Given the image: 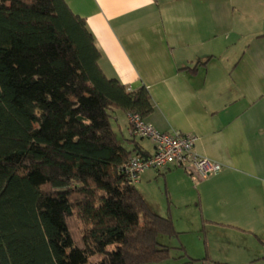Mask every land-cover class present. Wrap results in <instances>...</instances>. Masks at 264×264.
Returning <instances> with one entry per match:
<instances>
[{"label": "trees", "instance_id": "trees-1", "mask_svg": "<svg viewBox=\"0 0 264 264\" xmlns=\"http://www.w3.org/2000/svg\"><path fill=\"white\" fill-rule=\"evenodd\" d=\"M100 58L65 0H0V264L171 259V217L153 212L122 171L153 154L139 146L147 139L129 123V136L114 128L117 112L147 122L151 96L107 78ZM170 169L192 176L148 171Z\"/></svg>", "mask_w": 264, "mask_h": 264}, {"label": "crops", "instance_id": "crops-1", "mask_svg": "<svg viewBox=\"0 0 264 264\" xmlns=\"http://www.w3.org/2000/svg\"><path fill=\"white\" fill-rule=\"evenodd\" d=\"M65 2L85 19L104 75L149 91L146 121L196 137L194 153L221 167L201 180L175 169L144 178L161 177L171 204L194 220L235 228L255 247L235 255L239 264H264V0ZM114 122L129 136L125 115ZM146 141L141 150L154 153Z\"/></svg>", "mask_w": 264, "mask_h": 264}, {"label": "rangeland", "instance_id": "rangeland-1", "mask_svg": "<svg viewBox=\"0 0 264 264\" xmlns=\"http://www.w3.org/2000/svg\"><path fill=\"white\" fill-rule=\"evenodd\" d=\"M146 145H148L147 141ZM150 172L152 171L143 172L140 175L142 180L136 185V188L153 212L160 216L170 215L174 229L179 233L177 239L170 241L166 238L163 239L165 245L172 248L171 259L167 264H239L235 260L236 254L239 261L244 257H240L239 252L247 254L251 251L250 253H255V247L245 244V238L241 234H236L237 231L233 233L235 228L222 224L221 230H218L219 228L214 227L210 220L201 219L198 216V221H196L195 218H191V213H188L186 209L180 207L177 209L173 203L171 204L169 196L164 191L161 177L152 180L144 178ZM236 240L242 241L240 242L241 246ZM181 247L186 258H179L182 252L178 249ZM257 250L261 255H264L263 250Z\"/></svg>", "mask_w": 264, "mask_h": 264}, {"label": "built area", "instance_id": "built-area-1", "mask_svg": "<svg viewBox=\"0 0 264 264\" xmlns=\"http://www.w3.org/2000/svg\"><path fill=\"white\" fill-rule=\"evenodd\" d=\"M130 133L135 138L147 139L155 147L154 153L147 158L130 157L123 168L128 180L136 184L139 176L148 170H158L167 166L181 167L196 179H207L218 174L221 167L199 157L194 153L197 138L181 134L160 133L138 115H128Z\"/></svg>", "mask_w": 264, "mask_h": 264}]
</instances>
